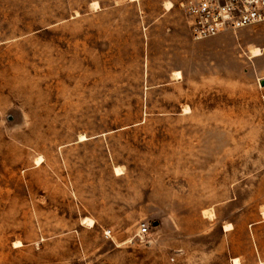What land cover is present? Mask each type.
<instances>
[{
    "label": "rangeland",
    "instance_id": "rangeland-1",
    "mask_svg": "<svg viewBox=\"0 0 264 264\" xmlns=\"http://www.w3.org/2000/svg\"><path fill=\"white\" fill-rule=\"evenodd\" d=\"M185 1L0 0V264H264V21Z\"/></svg>",
    "mask_w": 264,
    "mask_h": 264
},
{
    "label": "built area",
    "instance_id": "built-area-1",
    "mask_svg": "<svg viewBox=\"0 0 264 264\" xmlns=\"http://www.w3.org/2000/svg\"><path fill=\"white\" fill-rule=\"evenodd\" d=\"M195 40L236 31L264 21V0H186L183 3ZM149 225L139 226L137 239L148 245Z\"/></svg>",
    "mask_w": 264,
    "mask_h": 264
},
{
    "label": "bare ground",
    "instance_id": "bare-ground-1",
    "mask_svg": "<svg viewBox=\"0 0 264 264\" xmlns=\"http://www.w3.org/2000/svg\"><path fill=\"white\" fill-rule=\"evenodd\" d=\"M172 3L169 2L167 3V7L168 8H172ZM262 52V50L259 47H254L251 49V54L252 56H258L260 55ZM177 75H180V73L178 72ZM85 139V136H82V140ZM116 171L117 173H119L121 171V169L119 167H116ZM263 216H264V211H263ZM83 223L88 225V226H93L94 225V220H92L91 218H84L83 219ZM233 228V225L231 223H227L224 225V229L225 231H229ZM17 243V242H16ZM18 245H21V243L19 242ZM233 264H240V261L238 258H234L233 260Z\"/></svg>",
    "mask_w": 264,
    "mask_h": 264
},
{
    "label": "water",
    "instance_id": "water-1",
    "mask_svg": "<svg viewBox=\"0 0 264 264\" xmlns=\"http://www.w3.org/2000/svg\"><path fill=\"white\" fill-rule=\"evenodd\" d=\"M259 82H260L261 86H264V78H261V79L259 80Z\"/></svg>",
    "mask_w": 264,
    "mask_h": 264
}]
</instances>
